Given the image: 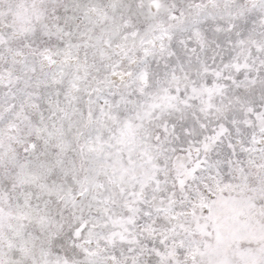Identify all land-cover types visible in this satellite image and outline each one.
<instances>
[{
	"label": "snow or ice",
	"instance_id": "6c2138e0",
	"mask_svg": "<svg viewBox=\"0 0 264 264\" xmlns=\"http://www.w3.org/2000/svg\"><path fill=\"white\" fill-rule=\"evenodd\" d=\"M0 264H264V0H0Z\"/></svg>",
	"mask_w": 264,
	"mask_h": 264
}]
</instances>
